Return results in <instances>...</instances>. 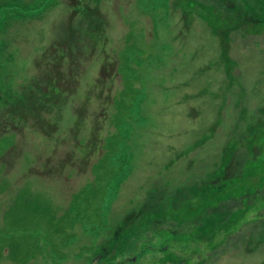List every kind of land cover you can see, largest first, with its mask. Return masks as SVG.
Segmentation results:
<instances>
[{
    "label": "rangeland",
    "instance_id": "1",
    "mask_svg": "<svg viewBox=\"0 0 264 264\" xmlns=\"http://www.w3.org/2000/svg\"><path fill=\"white\" fill-rule=\"evenodd\" d=\"M262 220L264 0H0V264H264Z\"/></svg>",
    "mask_w": 264,
    "mask_h": 264
},
{
    "label": "trees",
    "instance_id": "2",
    "mask_svg": "<svg viewBox=\"0 0 264 264\" xmlns=\"http://www.w3.org/2000/svg\"><path fill=\"white\" fill-rule=\"evenodd\" d=\"M41 93L40 92H37V91H35V95H40ZM34 96V95H33ZM33 96H32V98H33ZM36 99V98H35ZM260 162V161H259ZM261 164V163H260ZM254 166H256V164L254 165ZM227 181H228V183L230 182V183H232V181H233V179H227ZM221 185H219V187L217 186V187H208V186H206V187H204V186H201V187H199V189H198V191H201V192H203V193H206V194H209V195H214V193H215V189H216V192L219 190H222L223 188H225V185L222 183V186L220 187ZM227 187V186H226ZM226 189V188H225ZM200 193V192H199ZM223 197L222 196H218V197H216V199L217 200H220V199H222ZM205 204H210V202L209 201H206V203ZM206 206H209V208L210 207H212L213 206V204L212 205H206ZM216 207V206H215ZM198 212H201V211H198ZM239 212H242V210H234L233 211V213H229L230 215L228 216V217H231V216H233L234 214H237V213H239ZM141 215H143L142 214V212H139V214L137 215V214H132V213H130V214H126L124 217H123V220H121L119 223H118V225L116 226V228H114V229H116L114 232H112L113 234V236H117V234H118V231H120L121 229H124V228H127V223H132V225H135V223H136V220H141L142 218H143V216H141ZM214 216H216V215H214ZM262 221H264V220H262ZM226 223V222H225ZM115 237H110L111 239V241H113V242H108L107 244L112 248V247H114L115 248V242H118L119 240H120V238L118 237V239H117V241H115L114 240V238ZM97 257V256H96ZM98 257H100V260H106V258H104L102 255H98ZM102 262V261H101Z\"/></svg>",
    "mask_w": 264,
    "mask_h": 264
},
{
    "label": "flooded vegetation",
    "instance_id": "3",
    "mask_svg": "<svg viewBox=\"0 0 264 264\" xmlns=\"http://www.w3.org/2000/svg\"><path fill=\"white\" fill-rule=\"evenodd\" d=\"M252 145V144H251ZM256 162V163H255ZM257 163H261V162H258V161H254V160H252V162H251V165H252V172H250V174H246V175H254L253 173L254 172H257V170L259 171L260 169H259V167L257 166ZM256 164V166H254ZM237 178H239V177H237ZM230 183V182H229Z\"/></svg>",
    "mask_w": 264,
    "mask_h": 264
},
{
    "label": "bare ground",
    "instance_id": "4",
    "mask_svg": "<svg viewBox=\"0 0 264 264\" xmlns=\"http://www.w3.org/2000/svg\"><path fill=\"white\" fill-rule=\"evenodd\" d=\"M224 183H228V182H224ZM96 258H97V257H96ZM94 260H95V259H94ZM98 261H101L100 258H97V262H98Z\"/></svg>",
    "mask_w": 264,
    "mask_h": 264
},
{
    "label": "water",
    "instance_id": "5",
    "mask_svg": "<svg viewBox=\"0 0 264 264\" xmlns=\"http://www.w3.org/2000/svg\"><path fill=\"white\" fill-rule=\"evenodd\" d=\"M95 262H97V259H96V260H94V263H95Z\"/></svg>",
    "mask_w": 264,
    "mask_h": 264
}]
</instances>
